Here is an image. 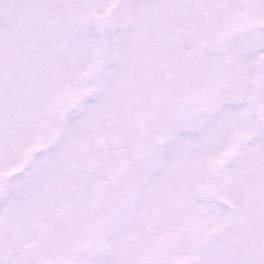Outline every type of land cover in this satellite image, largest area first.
I'll use <instances>...</instances> for the list:
<instances>
[{
    "label": "snow or ice",
    "instance_id": "snow-or-ice-1",
    "mask_svg": "<svg viewBox=\"0 0 264 264\" xmlns=\"http://www.w3.org/2000/svg\"><path fill=\"white\" fill-rule=\"evenodd\" d=\"M0 264H264V0H0Z\"/></svg>",
    "mask_w": 264,
    "mask_h": 264
}]
</instances>
